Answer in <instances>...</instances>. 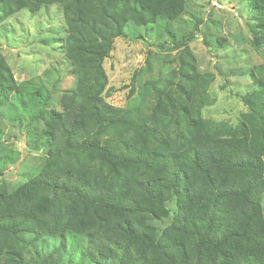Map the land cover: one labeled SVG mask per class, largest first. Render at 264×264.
I'll return each instance as SVG.
<instances>
[{"label":"trees","instance_id":"trees-1","mask_svg":"<svg viewBox=\"0 0 264 264\" xmlns=\"http://www.w3.org/2000/svg\"><path fill=\"white\" fill-rule=\"evenodd\" d=\"M49 3L64 14L76 87L62 94L63 110L48 112L47 87L15 80L0 50V109L12 94L31 122L51 117L34 133L49 154L39 173L10 192L0 158V264H264V80L250 74L256 88L237 126L203 119L213 74L196 69L175 34L178 68L139 82L136 102L115 107L102 65L115 38L130 20L172 33L185 0H0V9L7 18ZM250 5L258 48L264 0ZM53 79L58 86L59 72ZM25 99L38 100L31 111ZM172 198L178 210L160 233L151 219L168 216Z\"/></svg>","mask_w":264,"mask_h":264},{"label":"rangeland","instance_id":"rangeland-1","mask_svg":"<svg viewBox=\"0 0 264 264\" xmlns=\"http://www.w3.org/2000/svg\"><path fill=\"white\" fill-rule=\"evenodd\" d=\"M255 15L250 0H185L184 12L170 26L172 33L160 23L139 25L130 20L102 63L107 76L103 90L106 101L115 107H130L136 102L139 82L158 80L178 68L183 50L174 45L172 37L176 34L177 43L187 40L196 69L213 74L208 88L212 101L202 108L201 117L237 126L248 110L243 96L256 88L250 74L264 80V46L256 48L252 44ZM65 36L66 22L58 3H49L38 11L20 9L7 18L0 9L4 65L18 82H43L52 94L48 112L63 110L62 94L76 87L75 69L64 50ZM57 72L62 79L53 87ZM146 101H150L152 111L161 108L153 95ZM37 102L26 100L27 110L31 111ZM40 118L43 120L31 122V113L12 94L0 109V158L5 160L4 182L10 192L39 173L49 156L43 145H34V133L51 124L48 113ZM165 205L169 215L151 219L160 233L178 210L175 198ZM262 205L264 215V191ZM66 264L84 263L74 258Z\"/></svg>","mask_w":264,"mask_h":264}]
</instances>
